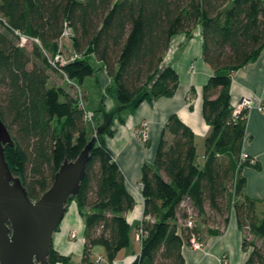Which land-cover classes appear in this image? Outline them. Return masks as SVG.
<instances>
[{
    "label": "trees",
    "instance_id": "16d2710c",
    "mask_svg": "<svg viewBox=\"0 0 264 264\" xmlns=\"http://www.w3.org/2000/svg\"><path fill=\"white\" fill-rule=\"evenodd\" d=\"M195 27L201 58L211 70L201 88V114L209 126L203 164L196 165L191 130L170 114L152 162L140 167L142 209L135 232L140 229L142 237L130 264H184L182 246L191 235L201 240L196 220L226 224L228 190L245 264H264V250L255 243L264 242V208L243 193L240 174L250 165L239 159L245 113L232 117L228 91L230 75L264 46L263 0H0V121L11 139L3 156L28 199L37 200L60 164L73 161L89 138L77 97L70 86L50 84L49 72L80 84L103 68L109 77L105 91L116 104L103 114L170 97L178 76L160 63L171 38L189 36ZM65 30L67 55L58 45ZM20 36L27 39L22 46ZM109 135L108 128L93 138L77 192L66 201H74L83 218L79 264H100L90 259L96 246L106 264H115L118 251L129 245L125 214L134 200L106 147ZM184 200L194 213L191 227L177 222L187 216ZM47 262L69 264V258L51 247Z\"/></svg>",
    "mask_w": 264,
    "mask_h": 264
},
{
    "label": "crops",
    "instance_id": "0c3cea01",
    "mask_svg": "<svg viewBox=\"0 0 264 264\" xmlns=\"http://www.w3.org/2000/svg\"><path fill=\"white\" fill-rule=\"evenodd\" d=\"M165 66H170L178 76V85L174 94L150 101L142 100L133 108H121L114 115L109 126L111 135L104 136L106 147L122 174L124 188L134 200L133 208L125 214L131 226L129 245L118 251L114 259L115 264H130L139 252V242L135 239V226L141 218L142 209L139 187L140 167L145 162H152L160 131L170 114H175L191 130L196 165L201 167L203 164V141L209 131V126L201 114V88L211 74V70L201 58L199 27H195L189 36L180 33L171 38L160 63V68ZM97 70L103 71L105 83L108 85L109 77L104 69L100 67ZM90 79H92L90 83L85 84L83 79L79 84L83 92L85 107L93 108L90 111L93 113L94 127L90 126L89 138L101 123L102 110L106 112L116 106L113 97L109 94L107 103H105L97 76L94 74ZM49 82L56 85L50 76ZM68 89L70 92L71 87ZM228 91L232 110L241 98H247L255 104L264 103V46L254 59L241 65L230 75ZM142 124L145 125L144 140L139 138ZM242 151L254 159V165H245L240 171L245 178L243 193L258 200L260 209H263L264 111L254 108L247 111ZM232 200L231 191L228 190L226 195L227 221L224 226L196 220L203 247L196 250L183 245L181 254L184 264H221V257L226 259L227 264H245V254L241 249V232L235 222L231 207ZM207 228H219L220 232L214 235L207 234L205 231ZM71 232L75 233V239L70 238ZM82 233L83 218L79 215L74 201H71L66 204L59 227L52 234L51 247L59 254L67 256L71 264L70 260L73 255L76 259L77 257L80 259ZM98 256L102 257V253L98 252Z\"/></svg>",
    "mask_w": 264,
    "mask_h": 264
},
{
    "label": "water",
    "instance_id": "95a60500",
    "mask_svg": "<svg viewBox=\"0 0 264 264\" xmlns=\"http://www.w3.org/2000/svg\"><path fill=\"white\" fill-rule=\"evenodd\" d=\"M121 108L101 116L95 135L107 131ZM95 135L73 161L60 164L50 187L37 200H29L5 162L3 148L11 139L0 121V264H48L52 234L59 227L67 198L77 192Z\"/></svg>",
    "mask_w": 264,
    "mask_h": 264
},
{
    "label": "built area",
    "instance_id": "2783aa9c",
    "mask_svg": "<svg viewBox=\"0 0 264 264\" xmlns=\"http://www.w3.org/2000/svg\"><path fill=\"white\" fill-rule=\"evenodd\" d=\"M68 34H69V32L67 30H65L63 32V36H66L67 37ZM26 41H27L26 37L20 36V41L18 42V45L22 46V45H24L26 43ZM72 57L70 56L69 59H71ZM54 60L55 61H58L59 60L62 64L67 61V59H63V58H60L58 56H55L54 57ZM66 81L68 83L71 82V81H68V80H66ZM71 84H72V82H71ZM77 101H78L79 107L83 111V118H84L85 122L91 124L92 123V115H93V113L91 111H89L88 109H86L84 107L83 103L79 99ZM252 108H254V109L258 110V111H264V103H257V104H255V103H253L251 100H249L247 98H241L237 102V104L234 107V109L232 110V114L231 115H232V117H236L241 112H244L245 115H246L247 111L250 110V109H252ZM145 137H146L145 125L142 124L141 125V129L139 130V138H140V140H144ZM239 159L241 161L248 160V162L250 164H253L254 163V159L251 158L250 156H248L243 151H241L240 156H239ZM139 187H140V185H139ZM184 205H187L188 206L186 200L182 201V203H181V206H184ZM186 212H187L186 218H184L183 220L178 219L177 222H178V224H180L182 226L191 227L193 225V218L192 217L194 216V213L192 212L191 208H189V206L186 208ZM69 236L73 238L74 237V233L71 232L69 234ZM141 237H142V231L140 229H138L135 232V239L139 242L140 239H141ZM186 246L188 248H190V249H196V250H198V249H201L203 247V244H202L201 240H199L195 235H191L189 237V239H188V243L186 244ZM97 261L100 262L101 261V258L98 257ZM220 262H221V264H227V261H226V259L224 257H221Z\"/></svg>",
    "mask_w": 264,
    "mask_h": 264
},
{
    "label": "rangeland",
    "instance_id": "374dc122",
    "mask_svg": "<svg viewBox=\"0 0 264 264\" xmlns=\"http://www.w3.org/2000/svg\"><path fill=\"white\" fill-rule=\"evenodd\" d=\"M58 45H59V48H60V50H61V52L63 53V55H67L68 54V52H69V47H68V40H67V37L66 36H63L60 40H59V42H58ZM26 47L28 48L29 47V45L27 44L26 45ZM102 72L103 71H101V70H96L95 71V75L97 76V78H98V80H99V83H100V87H101V94H102V96L104 97V99H105V103H107V98H108V93L105 91V88L107 87V85H106V83H105V79H104V75L102 74ZM107 75V74H106ZM49 76L51 77V80H52V82H54L56 85H63L64 87H66V86H70L71 87V90H70V92L72 93V94H74L76 97H77V100L79 99L82 103H83V105H85V103H84V97H83V92H82V89H81V87H80V85L79 84H77V83H75V82H72V84H71V82L70 83H68L65 79H63V77H60L59 75H57V74H54V73H52V72H49ZM90 77L91 76H88V77H86V78H84V82H85V84H87V83H90L91 82V80L92 79H90ZM106 78V77H105ZM69 84V85H68ZM87 87V86H86ZM86 109H88V108H86ZM89 111L91 110H93V108L92 107H90L89 106V109H88ZM94 119H92V123L90 124V123H87V126H88V132H90V127L89 126H93L94 127ZM93 131H94V129H93ZM93 135H95V131L93 132ZM92 135V136H93ZM89 139V138H88ZM74 233V232H73ZM75 233H74V237L72 238V237H70V238H72V239H75ZM255 243H256V245L257 246H259V247H261L263 250H264V242L263 241H261V240H259V239H256L255 240ZM98 252H101L102 253V249H101V247H99V246H96V247H94L93 249H92V253H91V256H90V259L93 261V262H98L97 261V259H98ZM79 261H80V259H78V257H77V259H76V257L73 255L72 256V259L70 260V262H71V264H79ZM100 264H105V262H104V259L102 258L101 259V262H100Z\"/></svg>",
    "mask_w": 264,
    "mask_h": 264
}]
</instances>
